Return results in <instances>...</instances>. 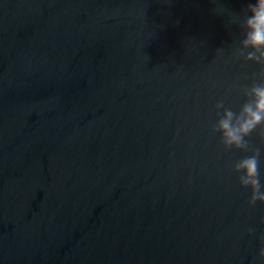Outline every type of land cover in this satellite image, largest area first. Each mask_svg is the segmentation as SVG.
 Returning a JSON list of instances; mask_svg holds the SVG:
<instances>
[{
	"label": "water",
	"instance_id": "95a60500",
	"mask_svg": "<svg viewBox=\"0 0 264 264\" xmlns=\"http://www.w3.org/2000/svg\"><path fill=\"white\" fill-rule=\"evenodd\" d=\"M249 3L0 0V264H264V125L217 129L264 84Z\"/></svg>",
	"mask_w": 264,
	"mask_h": 264
},
{
	"label": "clouds",
	"instance_id": "9594fccd",
	"mask_svg": "<svg viewBox=\"0 0 264 264\" xmlns=\"http://www.w3.org/2000/svg\"><path fill=\"white\" fill-rule=\"evenodd\" d=\"M214 2H220V0H214ZM243 28L242 45L252 50L248 52L245 59L264 62V0H254V3L248 4ZM248 91L251 99L242 106L240 112L225 110L223 118L218 121L217 129L222 132L223 143L226 147L247 149L245 137L249 136L258 126L264 125V84L254 85ZM217 107H223V103H218ZM233 172L240 174L238 175L239 185L250 189L248 204L250 206H255L257 202L264 204L259 150L240 159L234 165ZM261 223H264V218L261 219ZM248 231L253 232L254 229L250 228ZM260 238L264 240V234ZM258 255L264 262V247L260 248Z\"/></svg>",
	"mask_w": 264,
	"mask_h": 264
}]
</instances>
